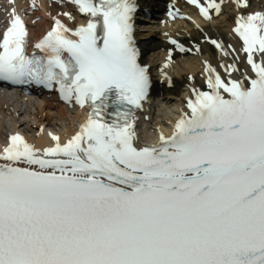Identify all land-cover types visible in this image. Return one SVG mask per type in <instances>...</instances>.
Listing matches in <instances>:
<instances>
[{
    "label": "snow or ice",
    "instance_id": "6c2138e0",
    "mask_svg": "<svg viewBox=\"0 0 264 264\" xmlns=\"http://www.w3.org/2000/svg\"><path fill=\"white\" fill-rule=\"evenodd\" d=\"M71 2L83 22L49 13L31 53L15 6L0 32V80L87 106L64 138L49 129L37 145L14 131L0 144V264H264V10L236 0L246 67L238 54L204 60V86H190L170 132L157 126L158 139L142 143L135 113L152 81L134 36L139 5ZM190 2L206 19L222 11L223 0Z\"/></svg>",
    "mask_w": 264,
    "mask_h": 264
},
{
    "label": "bare ground",
    "instance_id": "6f19581e",
    "mask_svg": "<svg viewBox=\"0 0 264 264\" xmlns=\"http://www.w3.org/2000/svg\"><path fill=\"white\" fill-rule=\"evenodd\" d=\"M148 3V0H145ZM226 4L224 6V12L220 15L215 16L209 21L195 20L189 25H186L179 33L173 34L172 37L176 38L180 43L190 46L200 45V51H194L191 54L181 55L172 51V60L169 62L167 67L164 66V61L167 57L164 54V49L169 48L167 44L163 42L164 37L161 33L153 26L147 27L144 32L137 34V38L142 46V56L145 61L151 66L153 70H157L159 75L157 79L153 80L151 94H157L160 88H162V83H168V78L163 75L167 72L168 76L171 77L172 81L178 79L182 84V88H173L166 92L164 95L157 96L156 104L159 107L158 115L156 118V125L166 124L169 116L167 113L173 112V107L177 105H182L183 94L191 92L190 86H203L204 80L200 78V74L205 77L203 72V61L209 60L213 65L219 66L220 61L223 59L228 63L233 61V58L239 55V67H246L244 61V53L240 52L239 49L242 47L241 42L232 35V28L234 26L233 19L236 16L239 9L236 5V0H225ZM250 8H245V11H253L256 9L264 10V0H249ZM38 26L34 30L38 31ZM40 32V31H39ZM212 36L215 39L222 40L225 45L234 46L238 52L233 53L231 56H224L216 46L213 47L211 43L204 39V34ZM191 47V46H190ZM193 47V46H192ZM149 55H147V53ZM223 69V68H220ZM193 79H189V77ZM12 93L4 91L0 93V117L2 128L5 126V118H8L11 122L13 128L20 127L27 133L34 132L37 127L34 123L43 124L48 127H63L66 125V130H72L73 127L70 125V119L75 115L67 113L63 106L58 104H53L51 101H38V103L27 102L25 104V110L18 114V118L14 116L17 105H20L18 101H15L16 105L12 102ZM151 100V98H150ZM183 106V105H182ZM12 108V110H9ZM148 115V114H147ZM163 116L160 120L159 117ZM14 117V118H11ZM29 120H27V118ZM158 123V124H157ZM1 128V129H2ZM38 133V132H37ZM145 134V132H144ZM38 140L43 143H47L46 137L39 132ZM145 136V135H144ZM154 136V135H153ZM1 130H0V139Z\"/></svg>",
    "mask_w": 264,
    "mask_h": 264
},
{
    "label": "rangeland",
    "instance_id": "374dc122",
    "mask_svg": "<svg viewBox=\"0 0 264 264\" xmlns=\"http://www.w3.org/2000/svg\"><path fill=\"white\" fill-rule=\"evenodd\" d=\"M178 86H179V84H177ZM157 109H158V107L156 106V108H155V113H154V115H153V118H156V116L158 115V113H157Z\"/></svg>",
    "mask_w": 264,
    "mask_h": 264
}]
</instances>
